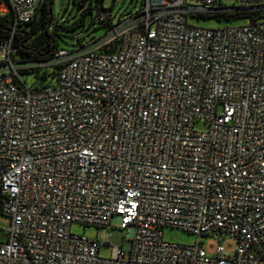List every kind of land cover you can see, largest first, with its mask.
Segmentation results:
<instances>
[{"label": "built area", "instance_id": "1", "mask_svg": "<svg viewBox=\"0 0 264 264\" xmlns=\"http://www.w3.org/2000/svg\"><path fill=\"white\" fill-rule=\"evenodd\" d=\"M41 1L0 0L13 21L0 45V264H264V20L188 21L264 0L100 9L101 36L19 63L12 35ZM41 68L53 83L22 79ZM73 223L124 230L128 248L100 257ZM165 227L196 241L167 242ZM226 235L232 255L199 241Z\"/></svg>", "mask_w": 264, "mask_h": 264}, {"label": "rangeland", "instance_id": "2", "mask_svg": "<svg viewBox=\"0 0 264 264\" xmlns=\"http://www.w3.org/2000/svg\"><path fill=\"white\" fill-rule=\"evenodd\" d=\"M141 0H102V7H112L116 17L122 16L129 10L138 8ZM221 4L225 6L236 5V0H221ZM88 2L81 8L77 6V0H62L59 5V0H53L52 14L55 20L62 26H71L80 17L82 9H85ZM91 7H96V0H91ZM190 23L203 27V28H219L225 25L236 26L248 22V20H233L225 21L218 20L214 17L205 16L199 19L189 18ZM105 31V28L98 23L91 22L90 16L87 15L84 24L75 27L70 30H62L59 35H56V40L59 48L72 49L74 44H78V40L82 43L87 42L92 37H99ZM52 69H48L47 73ZM41 74V72H40ZM23 80L27 82L29 86H33L36 82L33 74H21ZM50 78H46L45 81H49ZM52 81V80H51ZM195 129L197 131H205L207 125L203 122H196ZM8 217L0 214V241L6 239L5 228L8 226ZM71 231L77 234H82L90 239H97L101 243L99 249L100 257H109L113 246L122 245L127 250L128 242L125 240V231L119 228H104L96 226H87L85 229L80 224L73 223L71 225ZM163 239L167 242L178 243L182 245H191L196 241V237L192 234L186 233L175 227H165L163 229ZM108 242L106 243V241ZM199 241L203 244V248L207 255H212L217 246H222L225 253L232 255L235 249L236 240L231 236H224L220 239H216L210 236H201Z\"/></svg>", "mask_w": 264, "mask_h": 264}, {"label": "trees", "instance_id": "3", "mask_svg": "<svg viewBox=\"0 0 264 264\" xmlns=\"http://www.w3.org/2000/svg\"><path fill=\"white\" fill-rule=\"evenodd\" d=\"M75 1V0H74ZM88 2L85 9H82L80 17L71 26H62L54 19L52 14L53 0H42L36 12V16L28 23L18 26L12 35L14 60L19 63L36 62L49 60L55 51L59 48L56 40V35L62 30H70L84 24L87 15L90 16L93 22V13L97 10L104 9L102 2L96 0V7H91V0H77V6L83 7ZM110 7L109 9H111ZM218 20L233 21V20H248V22H256L264 20V9L253 10L248 12H219L210 15ZM205 17L199 16L197 19ZM12 17L7 15L0 16V45L8 39L12 34ZM49 68L35 69L33 72L21 71L20 74H33L37 83L34 86L42 87L53 83L56 72L54 69L47 73ZM41 72V74H40ZM50 78L49 81H45ZM52 80V81H51Z\"/></svg>", "mask_w": 264, "mask_h": 264}, {"label": "water", "instance_id": "4", "mask_svg": "<svg viewBox=\"0 0 264 264\" xmlns=\"http://www.w3.org/2000/svg\"><path fill=\"white\" fill-rule=\"evenodd\" d=\"M61 1L62 0H59V5L61 4ZM102 0H100V4H101ZM244 9H247V8H237V10H244Z\"/></svg>", "mask_w": 264, "mask_h": 264}]
</instances>
